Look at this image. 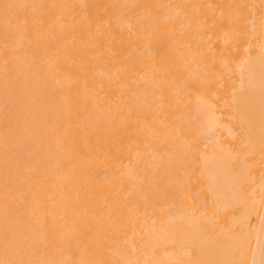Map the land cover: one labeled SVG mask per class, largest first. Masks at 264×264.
<instances>
[{"label": "bare ground", "instance_id": "bare-ground-1", "mask_svg": "<svg viewBox=\"0 0 264 264\" xmlns=\"http://www.w3.org/2000/svg\"><path fill=\"white\" fill-rule=\"evenodd\" d=\"M0 264H264V0H0Z\"/></svg>", "mask_w": 264, "mask_h": 264}]
</instances>
